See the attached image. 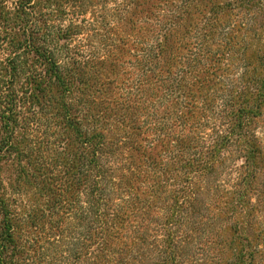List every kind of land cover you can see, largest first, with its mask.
Returning <instances> with one entry per match:
<instances>
[{
	"label": "trees",
	"instance_id": "1",
	"mask_svg": "<svg viewBox=\"0 0 264 264\" xmlns=\"http://www.w3.org/2000/svg\"><path fill=\"white\" fill-rule=\"evenodd\" d=\"M264 0H0V264H264Z\"/></svg>",
	"mask_w": 264,
	"mask_h": 264
},
{
	"label": "rangeland",
	"instance_id": "2",
	"mask_svg": "<svg viewBox=\"0 0 264 264\" xmlns=\"http://www.w3.org/2000/svg\"><path fill=\"white\" fill-rule=\"evenodd\" d=\"M259 137L262 139V141L264 142V128H261L259 130Z\"/></svg>",
	"mask_w": 264,
	"mask_h": 264
}]
</instances>
